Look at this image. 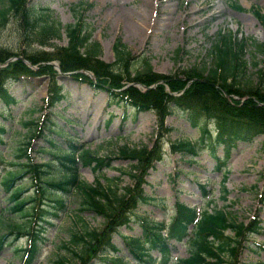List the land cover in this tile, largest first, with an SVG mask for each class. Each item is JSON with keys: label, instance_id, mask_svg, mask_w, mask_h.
<instances>
[{"label": "rangeland", "instance_id": "rangeland-1", "mask_svg": "<svg viewBox=\"0 0 264 264\" xmlns=\"http://www.w3.org/2000/svg\"><path fill=\"white\" fill-rule=\"evenodd\" d=\"M27 1L28 7H34L39 11L41 8L48 9L50 11L48 14L52 16V19L64 27L76 24L80 19L85 29L92 32L91 41L100 46L98 59L102 64L114 62L113 48L117 43H121L130 56L134 57V66H137L143 58L150 62L154 74L164 76L174 74L178 68L201 64L207 58L211 42L220 32L238 39L252 40L257 44L264 43V22L261 20L258 22L254 15V11L264 14V0H169L168 2L162 0V4L168 8L162 11L164 14H171L172 17H169L170 15L164 17V14L157 16L155 9L157 0H153V6L150 4L147 9L141 7L143 0ZM146 13L152 19L156 17L158 20H165L166 18L165 25L167 26L160 30L158 27L155 30L153 28L154 32L149 33L150 25H147L148 27L142 29L144 35L131 37L126 29V19L132 15L139 18L140 15ZM27 22L28 19H24L21 23L15 17H11L7 26L0 30V50H7L11 55L5 60L6 62L0 61V70L4 69L8 63L21 61L32 72L39 73V66L31 64L26 58L27 55L25 56L22 52L34 54L41 50L50 51L51 48H42L27 42V38L23 40L22 31ZM192 24L196 25L192 26ZM66 43V37L62 34L61 38L53 41L51 46L52 48H64ZM247 44L248 53L245 58L250 63L247 75L252 76L256 70H263L264 65L262 57L253 54L254 50L249 43ZM177 50L180 51L179 56L176 55ZM252 56L258 59L259 64L256 68L253 65L255 58ZM38 64L51 65L54 70L58 69L57 63ZM72 79L70 76H64L59 80L64 91L68 93V97L49 111L44 109L48 94L49 76L47 73L41 76L20 77L9 86V92L18 102L7 108L3 107L0 102V113H2L0 128L4 130L0 144V161L4 162L0 164V181L5 173L11 170L20 172L22 169L18 165L29 162L26 157L17 156L20 154L18 150L25 147V143L29 141L35 128L31 123L33 121L37 125L42 123L41 126L39 125L41 128L44 126L46 129L55 131V133H49L43 128V135L31 140L33 146L28 151L27 157L31 158L33 164L40 165L54 160L47 153L39 152L41 148L48 150L47 142H53V140L55 147L59 146L63 150L67 148L69 139L77 146L83 145L102 157L109 154L115 155L110 167L105 168L99 174H95L91 168L78 164V178L91 185L94 184L97 176L104 182L107 179L119 177L121 186L130 185V179L121 175V170H128L130 163L117 158V151L143 146L150 149L157 141L163 144L164 158L161 162L155 163L146 177L143 190L148 200L138 204L134 211L136 216L147 218L150 222L163 221L167 225L172 220L175 212L174 205L178 201L198 211L222 209L244 224L255 218L264 229L263 136L254 137L248 143L239 142L230 152L226 168L218 170L216 158L223 156L224 146L216 145L218 143L215 139L216 132L213 123L207 124L209 132L205 138L208 135L210 138L205 139L203 151L197 158L191 160L187 156L173 155L170 152V143L179 139H190L197 142L201 136L197 127L190 126L186 113L178 111L177 108H171V113L166 118L163 128L158 129L156 115L153 112L135 113L129 108L122 109L119 105L117 107L113 102H106L107 97L104 93L93 94L91 88ZM130 87H134L133 83L125 86V91ZM97 108L101 109V113L98 118H95L96 115L92 111ZM122 111L123 115H121ZM88 113L92 118L87 116ZM166 127L172 128L173 131L165 134ZM58 170L63 171L59 166L53 165L51 177L59 179ZM223 172L228 174L225 184L226 199H222ZM26 177L20 179L18 185L25 186L24 189L34 187L31 176ZM201 186H205V189L211 192L209 199L201 196ZM59 196L65 204V212L58 213L56 216L43 215L49 222L47 226L42 225L38 219L36 221V229L39 226L45 228L42 233L44 241L31 264H56V260L61 256L71 259L60 247L64 243L68 244L75 228L82 230L83 227L78 224L77 216L83 218L82 224L90 230L102 231L104 229L103 218L80 211L78 199L74 193ZM31 197H36L34 205H37L39 194L34 188L21 194V199L28 200ZM209 200L213 203L208 204ZM9 202V194H6L0 183L1 223L6 225L10 220L19 223L26 222L29 217L21 218L20 213L8 212V208L15 204V202ZM46 204L49 205V203ZM32 205L30 204L29 208ZM43 208L50 212L46 207ZM27 209L26 206L24 210ZM32 221H34L33 218ZM8 233L9 229L0 226V238L6 234L8 236L0 246V264H19L22 249L26 247L28 237L22 235L14 238V234L8 235ZM225 235L228 238L231 237V240L234 237L230 231H227ZM140 236L141 225L139 219L135 217H132L128 225L117 229V233L113 234L112 242L119 250L116 256L121 258L125 264L139 263L134 261L127 252L124 237ZM236 240L234 264H264V249L260 247L264 244V234L249 238H236ZM169 246L171 263L186 259L190 255L191 249L185 241L169 242ZM111 256L114 254L111 253ZM151 256L155 260L161 258L156 251ZM87 264L105 263L95 258L89 260Z\"/></svg>", "mask_w": 264, "mask_h": 264}, {"label": "trees", "instance_id": "trees-1", "mask_svg": "<svg viewBox=\"0 0 264 264\" xmlns=\"http://www.w3.org/2000/svg\"><path fill=\"white\" fill-rule=\"evenodd\" d=\"M26 6L27 0H0V30L7 26L11 17H15L21 23L24 19H28L22 31L23 40L27 38V42L42 48H51V51L41 50L34 54L22 52L25 56L27 55L26 58L31 64L39 66L38 74L32 72L21 61L8 63L4 69L0 70V102L4 106L16 103L8 91L11 81H17L22 76H41L46 73L49 76L47 103L54 106L64 99L61 93L63 88L57 84V72L51 65L38 64L57 62L62 73L75 72L73 75L75 80L87 83L97 90L106 91L112 98L121 95V99L125 103H130L132 108L153 111L161 118L160 121H163L162 117L168 113V110H171V106H174L185 110L194 125L198 123L199 118L204 117L215 121L220 131L229 132L232 137L240 140L249 141L255 136H264V69L256 70L252 76L247 75L250 63L245 58L248 53L247 43H249L254 50L253 54L261 56L264 65V43L257 44L252 40L238 39L220 32L211 42L207 58L201 64L178 68L174 74L164 76L154 74L150 62L143 58L137 66H134V57L130 56L121 43H117L113 48L114 62L102 64L98 59L100 46L91 41L92 32L85 29L80 19L76 24L64 27L54 21L47 10L39 11L34 7ZM255 15L259 21L264 22V15L258 12ZM62 34L67 40L65 47L52 48L53 41L60 39ZM179 54L180 51L177 50L176 55L179 56ZM0 55H2L1 62H6L5 60L11 56L7 50L3 49L0 50ZM252 57L255 58V56ZM253 62L256 68L259 64L258 59L255 58ZM83 71L91 72L94 81ZM159 81L162 83L157 84ZM122 82L140 83L145 87L157 85L144 92L130 87L123 93L118 91L122 88ZM173 93L179 95L174 96ZM32 123L35 124V122ZM43 128L44 126L41 131L39 125L35 126L25 147L18 150L20 154L17 157L28 158V151L33 146L31 140L41 137ZM44 130L49 129L44 128ZM0 131L3 132L2 129ZM47 143L50 145L49 153L51 151L58 153L61 149L59 146L56 148L50 141ZM172 146L174 151H186L187 153L194 151V147L187 140H179ZM70 147L72 152L64 151L60 156L59 164L66 170V173L58 170L59 179L51 177L52 167L56 165L54 162L32 164L29 158L27 160L29 162L18 165L22 169L20 172L11 170L5 173L1 180L2 186L6 193H10L9 201L15 202L8 212L20 213L21 218L29 217V219L22 223L10 220L3 225L2 215H0V226L9 229L8 235L14 234V238L22 235L28 237L29 248L23 250L26 254L24 264H31L38 254L39 246L44 241L42 233L45 228L39 226L36 229V221L40 220L45 226L47 221L41 215H37V212L33 213L34 205L31 206L32 213H30V208L24 210L27 205L34 204L37 200L36 197L28 200L21 199V194L26 190L24 186L17 185V183L29 175L34 186L32 188L39 194L38 201L52 205L48 207L52 216H55L59 209H64L62 198L52 189L64 193L73 190L72 193L77 196L80 211L92 213L104 220L102 231L90 230L82 224L83 218L77 216L78 224L83 227L82 230L75 228L68 244L64 243L60 247L71 259L61 256L56 260V264H87L89 260L95 258L106 264H125L116 256L118 248L112 243V236L118 228L126 226L131 221L130 217L134 215L130 213L137 203L145 201L141 188L144 183L143 177L151 163L160 158V146H155L151 150L143 146L117 151V158L130 163L128 170H121V175H126L133 182L127 186H121L119 177L107 179L105 182L96 180L92 185L80 181L76 173L74 155H78L83 167H91L93 171H101L104 167H110L115 155L109 154L102 157L90 149L75 147L72 144ZM1 163L4 162L0 161ZM222 191L224 195L227 193L224 180ZM48 213L40 209V214L47 215ZM193 218L192 210L183 205H177V216L172 221L173 225L170 229L165 231L166 237L163 235L165 229L163 223L147 222L142 218L140 219L141 237H124V245L133 260L139 264H155L156 261L150 254L152 251L160 253V264H170L168 241L181 242L182 239L187 238V244L191 249L189 257L177 260L173 264H234L236 238L259 235L262 231L259 221L253 220L245 226L230 213L222 209H214L204 211L195 223L192 234L187 236V226L193 223ZM227 231L232 232L236 238L233 237L232 240L231 237L228 238L225 235ZM7 237L6 234L0 238V245ZM111 253L114 256H111Z\"/></svg>", "mask_w": 264, "mask_h": 264}, {"label": "bare ground", "instance_id": "bare-ground-1", "mask_svg": "<svg viewBox=\"0 0 264 264\" xmlns=\"http://www.w3.org/2000/svg\"><path fill=\"white\" fill-rule=\"evenodd\" d=\"M168 1L169 0H167V2ZM152 2H153V0H143L141 7L142 8L146 7V9H147L148 5L150 7V4L153 6ZM155 9L158 13L157 16H162L164 14V12L162 10H166V9L168 10V8L162 4V0H157V5H156ZM146 15H147V19H145ZM168 15H170L169 17H172V15L168 14V13L164 14V17H166ZM150 19L152 22L150 21ZM165 21H166V18H165V20H158L156 17H155V19H152L151 16L148 17V13H146V14L140 15L139 18H136L135 16L133 17V15L128 16L125 23H126V29L130 32L131 37L135 38V37H140V36L144 35V33L142 32V29L144 27H148L149 25H150L148 27L149 33L154 32V30L157 27L159 30L162 29L163 27L167 26V25H165L166 24ZM148 23H150V24H148ZM194 25H196V24H192V26H194ZM153 28H154V30H153ZM88 107H89V105H88ZM92 113H95V115H96L95 118H98V115L101 113V109L97 108L95 111L93 110ZM87 116L91 117V115L89 113L87 114Z\"/></svg>", "mask_w": 264, "mask_h": 264}]
</instances>
